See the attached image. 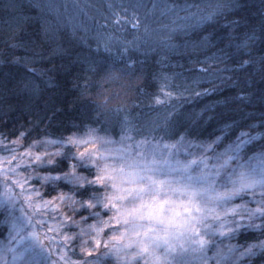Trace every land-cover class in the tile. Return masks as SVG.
<instances>
[{"label":"snow or ice","instance_id":"6c2138e0","mask_svg":"<svg viewBox=\"0 0 264 264\" xmlns=\"http://www.w3.org/2000/svg\"><path fill=\"white\" fill-rule=\"evenodd\" d=\"M37 7L54 11L55 0H39ZM225 7L221 3L179 7L155 0L142 20L136 11L147 5L129 0L108 3L112 15L105 19L115 18L121 26L131 23L137 33L143 29L154 42L171 46L177 28L162 23L161 17L175 16L184 22L180 28H195ZM179 12L186 14L179 16ZM154 23L159 27L153 28ZM141 39L137 35L132 41H119L112 33L97 36L104 42V52H111L118 41L126 53ZM213 59L223 62L222 57ZM128 68L99 63L91 71L102 72L103 80L112 83L128 75ZM166 95L170 100L171 93ZM110 101L106 98L104 106ZM167 102L157 99L158 104ZM174 119L173 113H166L145 135L126 118L119 139L101 136L91 127L66 139H39L28 145L22 141L31 130L20 132L16 139L0 135V228L7 229L0 241V264H107L109 260L115 264H243L257 250L264 252V240L243 248L223 245L224 239H233L243 229L264 235V150L245 155L250 146L264 140V132L240 131L220 151L224 140L241 127L239 123L221 128L215 139L194 141L187 133L174 138ZM250 127L264 128V121ZM72 148L76 151L69 155ZM65 159L72 161L69 170L52 174L51 169ZM45 170L47 174H41ZM60 184L70 186L69 191L45 199L42 189ZM89 192L87 199H76ZM77 247L81 258L73 259Z\"/></svg>","mask_w":264,"mask_h":264},{"label":"trees","instance_id":"16d2710c","mask_svg":"<svg viewBox=\"0 0 264 264\" xmlns=\"http://www.w3.org/2000/svg\"><path fill=\"white\" fill-rule=\"evenodd\" d=\"M38 2L0 0V135L16 139L20 132L31 130L22 141L28 145L39 139H66L91 127L119 139L126 118L146 135L168 112L175 117L174 138L187 133L190 140L207 141L221 135L220 129L226 125L239 123L241 127L224 140L220 151L240 131L264 132V128L250 127L264 121V0H167L179 7L227 5L211 21L195 28H180L184 22L175 16L161 17L162 23L177 28L171 46L154 42L143 29L137 33L131 23L121 26L115 24V18L105 19L112 15L108 3L127 4L129 0H55L54 11L37 7ZM142 2L147 8L136 14L143 20L155 0ZM132 11L129 9L128 19ZM185 14L179 12V16ZM101 33H112L119 41H132L137 35L142 39L126 53L118 41L113 42L111 52H104L103 40H97ZM245 43L247 47L238 49ZM213 57H222L223 62ZM113 62L120 67L129 65V74L108 83L102 72L91 71L96 64ZM196 92L205 94L196 96ZM166 93H171L170 100ZM157 99L168 102L158 104ZM116 108L121 111H113ZM261 145L264 140L250 146L245 155L264 150ZM75 151L72 148L69 155ZM70 163L60 160L52 174L68 171ZM69 189L64 184L49 185L42 192L45 199H51ZM88 195L90 192L76 199ZM6 235L7 229L0 228V241ZM59 239L53 242L54 252ZM259 240H264L260 232L243 229L233 239H224L223 245L243 248ZM72 258H81L78 247ZM243 264H264V252L257 250Z\"/></svg>","mask_w":264,"mask_h":264},{"label":"rangeland","instance_id":"374dc122","mask_svg":"<svg viewBox=\"0 0 264 264\" xmlns=\"http://www.w3.org/2000/svg\"><path fill=\"white\" fill-rule=\"evenodd\" d=\"M99 135L103 136L102 134H99Z\"/></svg>","mask_w":264,"mask_h":264}]
</instances>
